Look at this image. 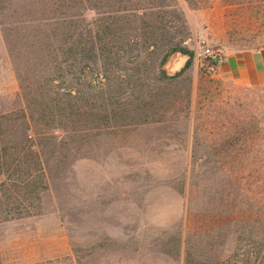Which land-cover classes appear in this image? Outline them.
Segmentation results:
<instances>
[{
	"label": "rangeland",
	"instance_id": "rangeland-1",
	"mask_svg": "<svg viewBox=\"0 0 264 264\" xmlns=\"http://www.w3.org/2000/svg\"><path fill=\"white\" fill-rule=\"evenodd\" d=\"M34 1L0 0V264H264V85L194 56L169 83L143 72L142 87L86 67L54 80L65 136L14 68L11 45L49 14ZM160 10L192 51L200 37L223 54L264 48V0ZM81 13L67 42L94 29L99 14Z\"/></svg>",
	"mask_w": 264,
	"mask_h": 264
},
{
	"label": "trees",
	"instance_id": "trees-1",
	"mask_svg": "<svg viewBox=\"0 0 264 264\" xmlns=\"http://www.w3.org/2000/svg\"><path fill=\"white\" fill-rule=\"evenodd\" d=\"M166 1L42 0L49 14L42 17V21H38L40 28L31 27L32 31H29L28 36L27 34L24 36V44L19 46L20 40L14 41L11 45L13 46L11 52L14 55L12 59L16 71L19 75L21 73L24 75L25 89L31 90L30 81H33L34 84H31L39 89L38 94L43 97V104L37 109L40 108L43 113L53 116L51 118L53 120L59 117L57 125L61 127L65 136L69 135L66 134L68 130L66 127L70 126L66 124V117L70 113L53 101V94H56L55 98H61V95H58L63 94L59 86L54 84L55 79L62 78L69 72L76 75V71L83 72L87 67L91 71H96L99 76L112 74L122 82L129 83L128 87L137 84L142 87L148 84L141 83L139 79V75L145 71L149 74L144 73V75L152 81L169 83L192 66L193 51L183 43L182 39L173 38L167 28L172 25L169 23V18L160 13V8L166 4ZM36 2L38 1L35 0L34 3ZM89 9L99 14L94 22V29L84 38L75 37L67 42L71 36L70 31L75 32L78 29V26L75 27L77 18L82 15L81 12ZM148 9L151 11H147ZM154 9H157L155 14H153ZM61 23L65 25V29H59L58 24ZM59 33L63 38H59ZM78 34L82 35L80 31ZM175 51L187 54L188 58L178 71L169 74L164 64ZM24 58L31 60L25 63L22 60ZM125 62L134 63L129 67L131 72H128L129 69L126 70L127 67L122 64ZM35 76H43L42 81L37 82ZM119 87H123L121 82ZM151 89L148 88L149 91ZM38 102L36 99L32 106L37 105ZM29 116L33 119L32 114ZM62 116L65 119L62 120ZM24 122L27 126L28 122L26 120ZM40 145L42 147V142ZM231 210L234 211V208L232 207ZM221 214L223 213H218L219 216Z\"/></svg>",
	"mask_w": 264,
	"mask_h": 264
},
{
	"label": "crops",
	"instance_id": "crops-1",
	"mask_svg": "<svg viewBox=\"0 0 264 264\" xmlns=\"http://www.w3.org/2000/svg\"><path fill=\"white\" fill-rule=\"evenodd\" d=\"M217 72L241 84L264 85V48L226 52Z\"/></svg>",
	"mask_w": 264,
	"mask_h": 264
},
{
	"label": "built area",
	"instance_id": "built-area-1",
	"mask_svg": "<svg viewBox=\"0 0 264 264\" xmlns=\"http://www.w3.org/2000/svg\"><path fill=\"white\" fill-rule=\"evenodd\" d=\"M193 56L196 60L205 59L210 69L215 71L217 66L224 58L223 51L210 44L206 38L200 37L196 41V46L193 49Z\"/></svg>",
	"mask_w": 264,
	"mask_h": 264
}]
</instances>
